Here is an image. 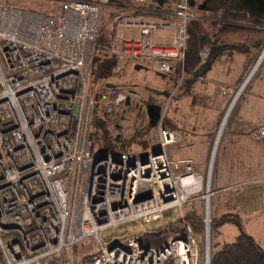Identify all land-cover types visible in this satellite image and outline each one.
I'll return each mask as SVG.
<instances>
[{
	"label": "built area",
	"instance_id": "1",
	"mask_svg": "<svg viewBox=\"0 0 264 264\" xmlns=\"http://www.w3.org/2000/svg\"><path fill=\"white\" fill-rule=\"evenodd\" d=\"M58 1L60 12L47 14L0 0V264H77L73 253L88 236L98 251L83 264H200L202 241L204 264H210L209 211L203 232L183 215L177 230L164 231L161 245L142 243L147 233L163 231L147 226L161 222L166 208L192 206L197 197L208 201L214 193L208 188L198 196L204 176L192 159L169 158V146L183 134L164 125L166 108L154 127L161 152L145 150L146 162L145 151L107 153L96 160L89 140L95 100L108 93L94 87L90 77L100 14L110 5L115 9L110 55L117 66L143 61L171 74L181 65L179 85L201 77L184 69L197 6L175 0L171 9L177 22L170 23L142 17L151 0ZM157 26L175 30L171 43L148 40ZM130 28H138V34L129 35ZM210 52L209 46L201 50L202 61ZM220 91L227 96L233 89L222 85ZM132 93L117 92L106 111L112 114ZM250 134L264 144V124ZM259 183L239 182L235 193ZM126 221L134 224L125 236L101 238L103 228Z\"/></svg>",
	"mask_w": 264,
	"mask_h": 264
},
{
	"label": "rangeland",
	"instance_id": "2",
	"mask_svg": "<svg viewBox=\"0 0 264 264\" xmlns=\"http://www.w3.org/2000/svg\"><path fill=\"white\" fill-rule=\"evenodd\" d=\"M11 1H18L25 8L37 10H49L50 8H52L51 5L55 4V2H59L57 0ZM203 4L202 6H200L199 3L197 4L199 15H202L200 13H202V10L204 9ZM55 8L56 6H53V9ZM114 10L115 9H113V7H111L110 5L106 11H103L100 14L99 22L102 23L101 28H103L104 26H110L111 21L113 20ZM148 20L160 22L161 18L149 16ZM162 35L167 40L169 39L173 41L175 30L172 27L157 26L155 29L151 30L150 39L158 36L160 38ZM263 49L264 43L256 51L255 57L247 70L245 69V56L239 53H234V55L230 58L227 57L226 61H217L215 63V67L218 66L217 73L206 72L200 78H195L196 80L190 84L192 85V89L190 90L189 95H187L186 98L179 99L177 102L172 97L173 95H177L179 93V87L185 81L180 83L178 87H172L171 91L173 92V94L170 96V98L151 91V89L161 90L165 86L168 87V85L173 81V76L171 74L161 75L147 65L138 68L135 66L133 67L130 63H133L134 61H123L117 66V64L112 61L111 57H103L102 61L100 63L97 62V65H95L97 78H92L91 75V82L94 87L96 86L97 88H99V90H101L103 84L102 81L108 80L106 81V83H121L123 84L122 86L131 88L130 91L133 92L132 104L130 106L124 104L118 108L120 111L118 112V114L120 115V122L123 125L122 128L118 127V130L120 133L124 132V135H130L131 133H133L137 123H140V125L142 126L146 124V120L149 119V117L145 107L147 103H153L154 100H159L162 107L166 108V111H168L170 118L167 120V122L171 127L166 126L165 123L164 125L171 129H175L180 126L184 127L187 125L189 129H193L194 131H196L199 129L197 125L199 124V122L203 121L204 127L211 126L212 120L216 117L217 113H219L220 111L223 112L221 120L216 128L210 151H208L209 149H207V152L205 154V162H207L206 169L200 172L195 167V170L204 176V188L202 192L198 194V196H201L202 193H205L208 188L212 190H216L219 188V192H216V194L213 193L208 201L202 199V197H197L196 200H194V204L192 206H169L163 212V220L161 222L148 225V231L156 232L160 230H177L178 220L182 218L183 215H188L190 211H197L199 214H201L202 219L206 218L209 211L211 219L215 220L216 218L221 217V215L224 213L232 212L231 207L235 202L237 203L238 201L246 199V201L250 205V211L248 212V214L239 213L241 215L242 228L245 232L251 234L261 246L264 245V219L260 217L262 216L261 214H258L260 213V211L264 212V209H262L261 207L255 209L256 204L260 202L254 194L256 192V189H259V185L248 186L246 191L239 190L237 193H229L228 195L227 191L223 189L231 183L236 184V182L238 181L241 182L243 180V177L238 175L237 173H230L227 169L224 168L220 169L218 167H215V170L213 171L215 157L220 146L223 132L230 117L236 114L238 105L244 106V108L245 106L249 105H251L252 107H256L257 105L258 107L256 108V110H254V116L258 121L264 122V54L262 55L261 61L259 62L254 74L239 91L236 101L230 108L228 116L225 119L226 121L222 128L221 135L217 142V148L212 163V169L210 171V176L208 172L213 145L216 141V137L222 124L223 118L229 108L232 99L235 97L237 91L249 75L252 68H254V65L257 63ZM94 53V57H96L97 51L94 50ZM114 67L116 69V72L112 70V68ZM214 80H217L219 90L221 89L222 85H228L232 87L233 91L230 93V95H227L229 96V99L227 101L225 100L222 103L220 101L215 102L214 100H212L213 93L211 96L207 88L214 87L212 84ZM122 90L126 91L124 88ZM138 103L144 104V107L140 108L138 106ZM143 109L145 113L142 112ZM140 113L143 114V116H141ZM177 129L180 130V132L183 134L180 128ZM148 135V137L150 138L149 142L151 143L150 147H152L156 143L154 127ZM186 143L183 140L177 146L176 143L170 145L169 158H181L175 156L176 154L179 155L181 152L185 153V148L188 147L186 146ZM202 147L203 146L201 143H197L195 145V148L200 150L202 149ZM171 167L174 175L178 174L173 164H171ZM258 176L260 178H263L264 170L260 171ZM206 180H210V184H207ZM133 224V221H126L120 222L116 225L107 226L101 230L100 236L106 242H110L114 237H118V239H120L127 234L129 228ZM239 233L240 228L230 223H226L223 226H220V228L212 230L211 252L217 250L223 242L235 240L236 236ZM203 248L204 241L201 242L202 257L200 264H204ZM97 251L98 246H96L95 239L91 236H88L77 244V247L75 248V251L73 253V260L80 261L83 257L91 255Z\"/></svg>",
	"mask_w": 264,
	"mask_h": 264
},
{
	"label": "trees",
	"instance_id": "3",
	"mask_svg": "<svg viewBox=\"0 0 264 264\" xmlns=\"http://www.w3.org/2000/svg\"><path fill=\"white\" fill-rule=\"evenodd\" d=\"M111 1L112 3L117 2V0ZM126 1L132 2L131 0ZM151 1V4L145 7L149 9L160 8L165 3L172 5L175 0ZM193 2L196 6L198 3L200 6L204 3V9L200 13L202 15H199L198 11L197 17L189 23V38L184 64L185 72L188 75H196L197 69L204 62L201 59L200 52L205 46H209L211 49L209 57L213 56L215 58L213 64L219 60L226 61L227 57L230 58L234 53H239L245 56V69L247 70L255 57L256 51L264 43V0H193ZM51 6L52 8L49 10L45 9L40 11L47 14H58L60 12L59 2H55ZM53 6H56V8L53 9ZM113 32L114 22L112 20L109 27L104 26L98 33L94 44V50L97 53L96 57L93 58L90 73L92 78H97L95 68L97 62L100 63L103 57H111L110 46ZM181 70L182 67L179 65L171 73L175 80H178ZM122 85L121 83L114 82L113 87H108L106 82L103 83L102 89L108 91V93L99 94L95 100L89 130V140L92 143L93 152H131L145 151L152 148L150 147L151 143L149 142L150 138L148 134L153 127H150L149 119L146 120V124L143 126L137 123L134 132L130 135H123L120 139L117 138V135L120 133L118 127H123L120 122V115L118 114L120 111L117 108L112 114H109L106 111V106L113 100L115 94L123 88L126 91H130L131 88ZM179 89V93L172 97L176 102L189 95L192 85L187 87L184 82L180 85ZM142 112H144V109ZM222 113V111L217 113L216 117L212 120L213 125L208 133V151H210L211 143L221 120ZM233 116L230 117L221 138L215 158L214 170L215 167H218L219 151L223 147L225 134L228 131L227 128ZM169 118L170 115L166 111L164 123L166 126L171 127L167 122ZM177 128H180L185 136L197 134V130L189 129L187 125ZM253 128L255 127H251L250 130L246 129L242 133L250 135ZM187 216L193 224V227L198 232H203L204 227L201 214L197 211H190ZM226 223L238 226L240 233L236 236L235 240L223 242L217 250L211 252L210 264H264V248L251 234L243 230L241 215L239 213H224L221 217L212 220L211 234L212 230L218 229ZM166 237L167 235L164 234V231L147 233L143 237L142 243L146 246H159ZM87 257L85 256L80 261L78 260L77 264H83Z\"/></svg>",
	"mask_w": 264,
	"mask_h": 264
},
{
	"label": "crops",
	"instance_id": "4",
	"mask_svg": "<svg viewBox=\"0 0 264 264\" xmlns=\"http://www.w3.org/2000/svg\"><path fill=\"white\" fill-rule=\"evenodd\" d=\"M141 14H142V17L147 20L149 16H153V17H158L161 19H166L170 21V23L177 22V18L175 17L171 9V5L166 4V3L160 6V8H152V9L148 8L147 10L141 12ZM126 32L129 35L136 36L138 34V28H130V29H127ZM150 37H151V34L148 37L149 41H155L157 43L169 44L172 42V40H169V39L167 40L163 35L160 38L158 36V37L150 39ZM215 63L212 64L211 68L207 71L208 73H211V72L217 73L218 66L215 67ZM130 64H132L133 67L135 66L137 68L147 65V63L143 61H134L133 63H130ZM256 68L257 67H254L252 69L244 85L248 82V80L254 74ZM212 84L214 87L207 88L211 96L213 93L212 100H214L215 102L220 101L222 103L225 100L227 101L229 99V96L223 95L221 93V91L218 88L217 80H214ZM257 107H258L257 105L256 107H252L251 105H249V106H245L244 108V106L238 105L236 114L231 118L230 123L228 125V128H227L228 131L225 134V140L223 142V147L219 151L218 168L227 169L230 173H237L238 175L243 177V180H242L243 182L259 181L260 182L259 189H256V192L254 194L256 197H259L258 200L260 202L256 204L255 209H258V207H261L262 209H264V182H263L264 177L260 178L258 176L260 171L264 170V144L258 141L257 139H255L251 134L247 135V134L242 133V131L246 129L250 130L251 127H256L257 125L264 124V122L258 121L254 116V110H256ZM228 113L226 114V117L228 116ZM225 119L223 121L222 126L219 129L218 136H217V142L221 135L222 128L225 124V121H226ZM212 123H211V126L204 127L203 121L199 122V124H197L199 127V129L197 130V134H190V136L183 135V138L179 143H181L184 140L185 143L188 142L186 143V146L188 147L185 148L186 149L185 153L181 152L179 155L176 154L175 156V157H185V158L192 159L196 169L200 172L204 171L207 167V162H205V154L209 147L208 133L210 131V128L213 125ZM179 143H176V146ZM197 143L202 144L203 147L201 150L195 148V145ZM213 171H214V166H213ZM237 183H239V181L236 182V184ZM234 185L235 183H231L223 190L227 191L228 195L229 193H235L236 188ZM213 190H214V194H216V192H219L220 189L218 188L216 190L215 189ZM245 201H238L237 203L235 202L234 205L231 207L232 208L231 211L237 212V213L248 214V212L250 211V205L247 201L246 202ZM258 214H261L262 216L260 217L264 219V212L260 211V213Z\"/></svg>",
	"mask_w": 264,
	"mask_h": 264
},
{
	"label": "water",
	"instance_id": "5",
	"mask_svg": "<svg viewBox=\"0 0 264 264\" xmlns=\"http://www.w3.org/2000/svg\"><path fill=\"white\" fill-rule=\"evenodd\" d=\"M215 58L213 56L211 57H208V59H206V61H204L200 67L197 69L196 71V76H202L204 75L212 66L213 62H214ZM253 69V68H252ZM252 71V70H251ZM250 71V73H251ZM249 73V75H250ZM248 75V76H249ZM247 76V77H248ZM247 79V78H246ZM245 79V81H246ZM195 79H186L185 81V84L187 85V87L190 86V84L194 81ZM245 81L243 82V84L241 85V87L239 88V90L237 91L235 97L232 99L230 105H229V108L226 112V114L228 113V111L230 110L231 106L234 104V102L236 101L237 97H238V94H239V91L242 89V86L244 85ZM107 86L108 87H113L114 86V83H107ZM153 92L157 93V94H163L165 97H169L171 95V92L170 91H162V90H157V89H151ZM136 92V91H134ZM132 103V95L129 94L127 96V99H126V102L125 104L127 106H130ZM146 110H147V114H148V117H149V121H150V127H155L161 117V110L162 108L161 107H158L156 104H153V103H149L147 106H146ZM226 114L223 118V121L226 117ZM223 121H222V124H223ZM221 124V126H222ZM220 126V127H221ZM218 136V134H217ZM122 137V133H119L117 135V138L120 139ZM216 148H217V137H216V141L213 145V149H212V153H211V159H210V163H209V176H210V171L212 169V163H213V160H214V156H215V152H216ZM147 151V150H146ZM144 152V157L142 159V162H146L147 161V152ZM161 152V148L159 147V144L155 143L152 148H151V153L156 155L158 153ZM107 156V153H104V152H101V151H97L95 152V159L96 160H99V159H102V158H105ZM139 232V231H137Z\"/></svg>",
	"mask_w": 264,
	"mask_h": 264
},
{
	"label": "flooded vegetation",
	"instance_id": "6",
	"mask_svg": "<svg viewBox=\"0 0 264 264\" xmlns=\"http://www.w3.org/2000/svg\"><path fill=\"white\" fill-rule=\"evenodd\" d=\"M159 74H161V75H164L163 73H159ZM173 81H172V83L171 84H169L168 85V87L167 86H165L164 88H162L161 90L162 91H170L171 92V94L173 93L172 91H171V89H172V87L174 86V87H178V80H175L174 78L172 79ZM152 91V90H151ZM159 95H163V94H159ZM164 96V95H163ZM132 104V103H131ZM139 105V107L140 108H142V107H144V104H142V103H138ZM149 103H147V105H148ZM153 104H156L158 107H161L162 108V105H161V102L159 101V100H154L153 101ZM146 105V106H147ZM146 108V107H145Z\"/></svg>",
	"mask_w": 264,
	"mask_h": 264
},
{
	"label": "bare ground",
	"instance_id": "7",
	"mask_svg": "<svg viewBox=\"0 0 264 264\" xmlns=\"http://www.w3.org/2000/svg\"><path fill=\"white\" fill-rule=\"evenodd\" d=\"M263 54H264V49H263V51L261 52V55H260V57H259L257 63L254 65V67H257V66H258L259 62L261 61V58H262V55H263Z\"/></svg>",
	"mask_w": 264,
	"mask_h": 264
}]
</instances>
